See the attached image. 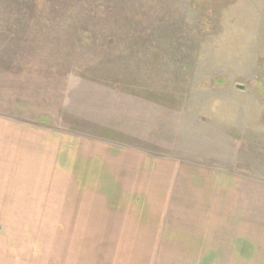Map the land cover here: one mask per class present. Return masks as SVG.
Here are the masks:
<instances>
[{
	"label": "rangeland",
	"instance_id": "obj_1",
	"mask_svg": "<svg viewBox=\"0 0 264 264\" xmlns=\"http://www.w3.org/2000/svg\"><path fill=\"white\" fill-rule=\"evenodd\" d=\"M123 95L158 117L140 132L152 139L84 141ZM11 125L20 142L65 131L83 150L114 147L121 166L128 148L151 160L130 183L144 200L100 171L96 187H64L59 169L20 167L11 181L30 191L22 209L0 207V264H264V0H0V130ZM20 142L0 147V183ZM191 170L210 176L190 187Z\"/></svg>",
	"mask_w": 264,
	"mask_h": 264
},
{
	"label": "crops",
	"instance_id": "obj_2",
	"mask_svg": "<svg viewBox=\"0 0 264 264\" xmlns=\"http://www.w3.org/2000/svg\"><path fill=\"white\" fill-rule=\"evenodd\" d=\"M127 97L126 99L123 97ZM121 96H113L112 100L109 102L106 101V113H98L100 117L102 118V122H106V131L101 132V135L97 134L94 135L93 138L83 137L85 138L84 141H90V142H105L106 145H119L118 142L122 141L121 144L125 143L127 146H143L146 144V138L152 139V132L151 136H148L145 138L144 135H141V130H144L145 128H152L154 130L158 129L157 121L158 117L156 114H154L153 110H148L144 108H140V99L138 95H132L128 99V96L123 95ZM115 100V101H114ZM158 105L153 104L152 109H158ZM17 128V126H14ZM14 128H12V125L9 127V129L0 130V147L2 145H7L11 143H19L18 134L14 133ZM76 133V132H74ZM58 137H51L49 136H40L39 138L41 140H37L38 138L26 137L24 138L20 143H22L23 148H18V152L21 153V157L17 159V164H13L10 167V170H12L11 173H4L3 178L4 180L9 181V184L6 182L8 181H2L4 183H0V194L6 193L7 199L5 202L0 205L2 208H7L10 210H19L22 209L23 205L21 204L26 200V197L21 196L19 194L21 193H27L30 191V187L28 185L26 186H20V181L18 182V179L15 178L16 183H13L12 178L17 177H24V173H18V169H22L23 167L25 169H22V172L28 171V174L33 176H39V169H45L47 172L50 169H59V179L61 180V184H64V187L73 183L76 185H87L90 187H93L97 185L99 182H95L98 176V172L100 171L101 175L108 178L109 182L112 183V185H120L122 191L127 196L130 193H136L138 196V199H142L143 197L140 196V194H145L144 188H139L138 185L134 187H131V184L134 179L137 177V172H143L141 170L142 167H144L148 161L151 159H147V156L145 157V154L140 149L131 151L130 148L129 151L124 155H122V166L119 164L120 160L115 159V157L119 155H114L115 157H112L111 155L114 154L113 148H110L105 146V149L103 147L99 148H88V149H82V146L77 142L79 139V136L75 134V136H69L67 137V133L65 131H59L57 134L54 133ZM155 134V132H154ZM54 135V136H55ZM99 136V137H98ZM119 137V140L116 141L115 137ZM71 137V138H70ZM78 137V138H77ZM114 137V138H113ZM30 142H28V139ZM155 138V137H154ZM52 139V140H51ZM72 139V140H71ZM37 140V141H36ZM25 142V143H23ZM117 147V146H115ZM120 147V146H118ZM122 147V146H121ZM14 149H17L16 147ZM102 151H105V154L102 153ZM125 151V150H123ZM104 155V156H103ZM1 158V157H0ZM101 161V164L99 166V169L97 168L98 164L94 165V162L97 160ZM120 159V158H119ZM1 160V159H0ZM105 160V162H104ZM21 161H24V163H21ZM144 161V162H143ZM154 161V160H152ZM154 163V162H153ZM24 164V165H23ZM35 164V165H34ZM155 165V163L153 164ZM159 165V174L160 171H163L161 169V161L158 163ZM119 166H121V170H119ZM157 166V165H155ZM5 167L1 161H0V170ZM22 167V168H20ZM32 170V172H31ZM35 170V171H33ZM146 171V170H145ZM156 171V169H155ZM213 171V170H212ZM16 172V173H15ZM103 173V174H102ZM191 173L190 178V187H193V175L196 174L198 176H205L204 179H207L210 176V172L206 175L199 174L197 172H189ZM49 174V173H48ZM158 174V181L163 182V177L165 178V175ZM214 175V174H213ZM151 178L153 179L152 184L154 187H156V184L159 185L161 188L162 186L158 184L156 174H151ZM119 177H121L122 180H119ZM174 177H177L174 176ZM72 178V179H71ZM21 179V178H19ZM30 180L29 175L25 178ZM203 179V181H204ZM202 181V180H201ZM202 181V182H203ZM18 182V183H17ZM165 182V181H164ZM74 185V186H75ZM136 185V184H135ZM141 185V184H139ZM175 187V185H174ZM172 187L170 186V189ZM33 190V189H32ZM164 190V189H163ZM126 191V192H125ZM147 191V190H146ZM155 193L158 190L157 189H149V192ZM129 192V193H128ZM160 192V191H159ZM193 192V189L190 188V193ZM224 193V191H223ZM145 198H143L144 200ZM129 204V203H128ZM148 205V204H146ZM148 207V206H147ZM177 208V206H174ZM14 213H17L14 211ZM3 215V214H2ZM5 221L14 222L13 219H16V217L11 214L10 216L3 215Z\"/></svg>",
	"mask_w": 264,
	"mask_h": 264
}]
</instances>
